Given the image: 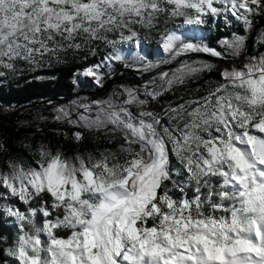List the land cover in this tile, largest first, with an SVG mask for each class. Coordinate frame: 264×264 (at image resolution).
I'll return each mask as SVG.
<instances>
[{
    "label": "snow or ice",
    "instance_id": "1",
    "mask_svg": "<svg viewBox=\"0 0 264 264\" xmlns=\"http://www.w3.org/2000/svg\"><path fill=\"white\" fill-rule=\"evenodd\" d=\"M218 19L242 31L218 47L181 31ZM261 19L264 0H0V83L101 47L74 76L103 88L118 64L155 72L55 108L76 144L96 133L118 137L115 151L40 142L19 157L0 140V215L15 228L0 264H264ZM152 35L155 60L143 51Z\"/></svg>",
    "mask_w": 264,
    "mask_h": 264
},
{
    "label": "rangeland",
    "instance_id": "2",
    "mask_svg": "<svg viewBox=\"0 0 264 264\" xmlns=\"http://www.w3.org/2000/svg\"><path fill=\"white\" fill-rule=\"evenodd\" d=\"M180 20H177L176 23H180ZM235 23V20L232 21V24ZM231 24V25H232ZM210 26H219L228 28L229 25H226L223 20H216L212 23H209L205 26L201 27H189L185 26L182 29H189L191 35L195 36H203L208 38L210 35ZM260 30H264V28H259ZM154 44H150V40L148 37L143 41V51L150 58L156 59L155 54L159 52L158 43L155 35L153 36ZM132 45L126 47V51H130L132 49ZM253 47V46H252ZM252 50V48L250 49ZM105 50L101 47L95 56L89 54L87 51L80 52H68L66 56L62 59V61L58 64H54L52 67H45L36 70H25L23 66H21V72L17 73L15 76H11L8 79L4 80L0 83V91H7L12 87L20 85L25 82H46L53 78L55 74V68L67 63L69 60L76 61H86L92 60L97 56L98 60L104 55ZM87 56V59L84 57ZM192 58H195L193 56ZM205 59L213 60L211 57H204ZM187 59V57H184ZM217 65H220V61H214ZM176 64L165 65L158 69V71L166 70L167 68L175 67ZM112 73V79L105 78V84L103 88L96 87L90 78H85L80 75H76L72 79V84L74 86V91L71 95L66 98L68 99L70 96H74V99L79 100H99L106 98L114 89L118 88L120 85H139L142 80H147L150 75H155V72L147 73L141 75L139 71L136 70L135 67H125L123 64H118L114 69L109 70ZM123 71L130 72L129 74L123 73ZM132 75L131 78H128ZM213 76H217V74L213 73ZM207 79V76L203 77L200 80V83H204V80ZM79 81V83L74 84L73 81ZM138 80V83L136 82ZM110 82V83H109ZM196 85L193 84L192 87ZM184 90L181 89L176 92L175 96L172 94H166L161 97V101L173 100L176 96H180L183 94ZM187 98V96H185ZM52 103H40L35 102V104H30L26 106H30L29 108L22 110V107H17L14 105L7 106V108H0V140L2 136L6 135V130H13L17 136V139L14 141V146L19 149L22 153L19 154V157L31 156L34 152L35 146L40 142L49 143L53 148L58 147L56 144H51L49 142L48 134H55V136L61 137L64 131L54 129L57 126H64L66 128H70L69 125L65 123H57L53 120V116L55 114V108H45L44 106ZM70 102L62 104L61 106H67ZM152 108L159 110V105L152 104ZM100 141H103L105 144H109L108 146H104ZM109 138L98 135L96 133L89 134L88 139H86V147L83 151L77 150L79 152L87 151H95L97 149L103 150L105 148L117 150L119 144L122 142L118 137L114 138L111 143L108 142ZM23 145V147H22ZM60 148V147H59ZM76 152V151H74ZM72 152V153H74ZM69 153V154H72ZM22 207V206H21ZM4 220L12 227L15 236V228L12 222H9L7 217L2 216ZM63 234V233H62ZM13 236V238H14ZM11 242V241H10Z\"/></svg>",
    "mask_w": 264,
    "mask_h": 264
},
{
    "label": "trees",
    "instance_id": "3",
    "mask_svg": "<svg viewBox=\"0 0 264 264\" xmlns=\"http://www.w3.org/2000/svg\"><path fill=\"white\" fill-rule=\"evenodd\" d=\"M171 26V24H170ZM257 27L264 28V19L257 21ZM210 35L207 38V42L212 47H218V41H220L224 37H228L232 32H240L242 31L241 25L235 21L234 24L230 25L228 28L219 27V26H210ZM153 36H148L150 40V44H154ZM252 41H249L248 47L249 50L252 48ZM98 60L97 56L92 60L86 61H76L69 60L67 63L58 66L55 68V74L52 79L46 82H25L15 87L10 88L7 91H0V102L6 104L7 106L14 105L17 107H24L26 105L35 104V102L40 103H55L63 98L68 97L74 91V86L72 84V79L74 77V73L77 72L78 69H83L88 65L96 63ZM125 74H129L128 71H123ZM128 78H131L132 75H127ZM138 83V80L136 81ZM110 83V82H109ZM54 129L62 130L64 133H67V136L62 134L61 137L55 136V134H48L49 142L51 144H56L62 150H64L67 154L72 153L74 151L80 150L83 151L86 147V140L83 144H76L72 137L71 133L74 130L72 127L66 128L64 126H57ZM6 135L1 137V140L7 145L9 151L14 156H19L22 152L14 146V141L17 139V136L13 130H6ZM104 146H108L109 144H105L103 141H100ZM14 236V231L12 227L3 219L2 215H0V237H8L9 242ZM6 245H0V247H4Z\"/></svg>",
    "mask_w": 264,
    "mask_h": 264
},
{
    "label": "water",
    "instance_id": "4",
    "mask_svg": "<svg viewBox=\"0 0 264 264\" xmlns=\"http://www.w3.org/2000/svg\"><path fill=\"white\" fill-rule=\"evenodd\" d=\"M74 100V96H70L68 99H62V100H60V101H58V102H55V103H52V104H49V105H46V106H44L45 108H55V107H57V106H61L62 104H65V103H67V102H71V101H73ZM7 108V105L6 104H3V103H1L0 102V108ZM30 106H24V107H22V110H25V109H27V108H29Z\"/></svg>",
    "mask_w": 264,
    "mask_h": 264
},
{
    "label": "bare ground",
    "instance_id": "5",
    "mask_svg": "<svg viewBox=\"0 0 264 264\" xmlns=\"http://www.w3.org/2000/svg\"><path fill=\"white\" fill-rule=\"evenodd\" d=\"M181 31H188L190 33L189 29H181Z\"/></svg>",
    "mask_w": 264,
    "mask_h": 264
}]
</instances>
